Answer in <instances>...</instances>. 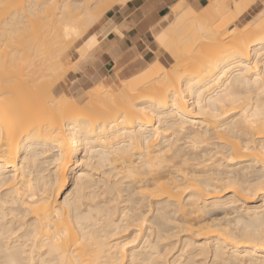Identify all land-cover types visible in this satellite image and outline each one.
Segmentation results:
<instances>
[{
	"label": "bare ground",
	"instance_id": "bare-ground-1",
	"mask_svg": "<svg viewBox=\"0 0 264 264\" xmlns=\"http://www.w3.org/2000/svg\"><path fill=\"white\" fill-rule=\"evenodd\" d=\"M128 1L0 0V264H264V0H182L83 86Z\"/></svg>",
	"mask_w": 264,
	"mask_h": 264
},
{
	"label": "crops",
	"instance_id": "crops-1",
	"mask_svg": "<svg viewBox=\"0 0 264 264\" xmlns=\"http://www.w3.org/2000/svg\"><path fill=\"white\" fill-rule=\"evenodd\" d=\"M180 1L130 0L109 12L95 31L103 35V40L92 50L94 58L83 68L105 78L114 75L116 70L122 74L137 70L142 66L140 58L148 57L151 51L153 29ZM209 1L196 0V9L200 10Z\"/></svg>",
	"mask_w": 264,
	"mask_h": 264
},
{
	"label": "rangeland",
	"instance_id": "rangeland-1",
	"mask_svg": "<svg viewBox=\"0 0 264 264\" xmlns=\"http://www.w3.org/2000/svg\"><path fill=\"white\" fill-rule=\"evenodd\" d=\"M237 0H231L230 2H229V6L231 7V6H233L234 5V3L236 2ZM205 6H208V3L205 5ZM117 7H120V5H115L114 7H112L111 9H109L108 10V12L105 14V16L97 23V24H95L94 25V27H92L83 37L84 38H82L78 43H76L77 44V46L79 47V48H81L83 45H84V42H85V40H87V39H89L93 34H94V32L99 28V26H101L102 24H103V22H104V20H105V18H106V15L109 13V12H111L112 10H114V9H116ZM166 24H167V22L166 21H161V23H159L154 29H153V38H152V40H153V44H152V47H151V51H150V53H149V55H148V61L149 62H151V61H154V58H155V56H154V54H155V51L159 48V46H158V44L156 43V41H155V38H154V34H155V32H159V31H162V30H164V28H165V26H166ZM101 34V33H100ZM68 40V39H67ZM102 42V41H101ZM100 42V43H101ZM99 43V44H100ZM98 44V45H99ZM90 54H92L93 55V53H92V51H90ZM151 59V60H150ZM88 61H85L84 63L82 62V63H80V69H81V73H82V71H85L84 73V75H83V77L85 76V78H82V80H81V82H82V84H83V86H85V85H87V86H85V87H93V86H95L96 84H98L99 82H101L102 81V78H103V75H99V74H95V72L94 71H89L88 69H84L83 68V66L87 63ZM79 66V65H78ZM147 66V64L145 63L144 65H142V66H140L137 70H135V71H133V72H131V73H128V74H125V75H123V76H121L122 77V79H127L128 77H130V76H132L133 74H136V73H138L139 71H141L143 68H145ZM72 77H74V73L73 72H70L69 73V78L71 79ZM112 77V79H113V75L111 76ZM109 78H110V76H109ZM120 84H121V79H117V81H116V83L115 82H110V83H108V85L110 86V87H113L114 89H116V90H118L119 88H120ZM70 186V185H69ZM69 186L67 187V188H69ZM64 195L65 194H63V196H62V198H61V200H63L64 199Z\"/></svg>",
	"mask_w": 264,
	"mask_h": 264
}]
</instances>
